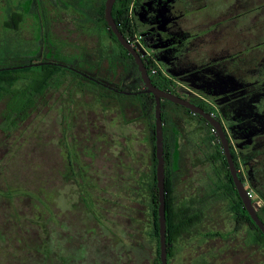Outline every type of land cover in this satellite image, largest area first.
<instances>
[{"label":"flooded vegetation","instance_id":"flooded-vegetation-1","mask_svg":"<svg viewBox=\"0 0 264 264\" xmlns=\"http://www.w3.org/2000/svg\"><path fill=\"white\" fill-rule=\"evenodd\" d=\"M141 1L135 0L131 11L137 27L134 33L141 38L143 45L151 52V55L158 59L156 52L158 54L159 52L153 48L157 41L156 37L151 34L144 35L135 19V9ZM94 2L93 0H49L47 10L53 20L44 21V32L41 36L38 35L39 29H37V34L34 33V36L30 38L27 36L25 39L26 45H29V39L33 43H39L42 38L45 43H53L55 44H52L53 47L59 46L63 47L62 49H74V45H78L75 49H79L81 55L78 56L81 57L67 56L72 59V64L61 62L56 51L52 47H47L48 55L44 56L43 60L39 59L40 53H36L30 57L24 56L26 58L23 59L25 62L20 65L0 68V70H23V72L11 74V77L13 79L17 77V80H13L9 86L13 88L21 80L25 82V88L32 85L28 91H32L29 100L32 98L35 102L32 108L37 102L35 98L43 96L52 81L62 82L59 78L62 74L72 75L73 77L75 74L88 79L93 85L90 86L94 89H96L95 86H99L113 91H117L118 88L112 83L123 81L126 77H130L131 81L139 77L142 84L137 91L145 88L140 71L137 77L129 75L126 61L123 60L128 56L122 50V44L118 41L117 36L108 26L105 16L102 21L104 24L103 29L109 34L115 52L110 51L108 44H105L106 47L99 48L98 52L97 50L94 51L89 49V46L80 44L78 38L72 37L73 34L78 37L79 32L70 29L68 23L74 22L73 16H75L76 21L79 19V15L82 17L81 20L86 18L88 10ZM188 10H194L195 13L189 14L187 13ZM54 12H57V16ZM23 17L24 15L21 13L13 12L7 27L18 29L23 22ZM174 28H176L175 31L183 34L181 41L189 48L183 64L180 65L185 70L186 75L181 80L169 73L173 79L181 82L182 87L178 90H169L166 87L163 90L184 97L209 113L212 111L211 107L216 109V114H211L224 126L238 174L244 187L248 190V196L258 210L259 216L264 221V201L251 188L240 163V155L249 158L248 161H251L249 172H251L252 182L255 184L256 174L261 170L264 171V0H182V20ZM190 29L196 30V33L193 34ZM255 33H261L260 39L255 40ZM124 35L128 38L130 34L124 33ZM176 36L171 35V39L174 41ZM210 38L214 39L217 44V48L215 45L214 51L210 52L213 57L192 60L190 54L198 50H204ZM172 40L170 41L172 42ZM233 48L237 50L232 51ZM164 53L167 54L166 51ZM168 59L170 60L169 57ZM143 61L149 73V68L144 59ZM40 63L42 64L37 66L15 68ZM47 66H60L69 72L53 74L50 79H46V73L41 69L35 72L32 71L37 67ZM135 66L138 68L137 64ZM150 77L152 81L155 78L151 75ZM46 80H49L47 86L45 85ZM28 81L29 83H27ZM36 86L46 87L44 93L40 92V89H36ZM13 91L11 93L14 95ZM96 93L97 96L93 95V99L89 103V105H92L90 111H86L89 118L88 146L86 150L88 164L85 167L83 166L86 168L85 175L87 176V199L83 201L88 206L90 220L89 264H126L127 245H139V238L144 229L151 228L152 235L159 240V235L158 238L154 235V211L156 209L158 212L159 196L158 199L153 198L155 196V194L152 195L154 189H151L153 170L155 168L156 171L158 161L154 167V160H157V158L153 146L150 147V154L147 159L145 152H142V156H140V151L134 147L137 142L136 137L134 134L128 136L125 129L127 108L122 104L123 117L115 120V113L113 110L110 111L108 106L105 108L107 113L104 110H98L101 101L98 99L97 89ZM137 95H145L144 98L140 99L149 98L153 102L151 98V95L154 98L153 94L143 93ZM110 99L113 98L109 97L106 103ZM165 100L162 102H165ZM112 107L114 108V105ZM142 107H148L145 101L142 103ZM166 107L167 105L164 107V111ZM173 107L178 109L176 106ZM32 108L29 102L24 107L26 111L33 110ZM185 114V122L192 125V130L199 129L198 119L194 118L193 114L187 112ZM228 114L231 116L230 120L225 118ZM111 123H118L119 130L117 132L111 130L115 129L111 127ZM174 127L176 126L174 125ZM231 129H234L235 134H237L236 138L242 140V143L239 141L242 145L241 153L234 150L233 139L229 133ZM151 133L150 129V139ZM214 133L217 135L216 143L220 144L223 149L217 131ZM61 156L63 157L62 151ZM147 160H149V164L145 165L144 161ZM65 161L69 164V170L61 173V178H63L61 179V187H63L64 182L73 185L78 175L81 178L85 176L81 175L82 167L80 172L73 168L77 163L69 162L66 159ZM262 173L264 175V172ZM165 174L167 196V189L171 190L174 187V175L169 169H166V160ZM155 187L158 195L156 173ZM220 188L222 187L218 186V189ZM234 189L238 196L234 195L226 198L230 202L225 206L227 208L225 214L221 210L223 206H214L212 200V197H214L212 192L216 190V185L211 189L210 194H204L207 197L199 203L193 197H184L188 201L186 206L192 209V212L187 210V222L193 225L182 232V235L176 240L172 237V228L169 231L170 235L167 229L168 264H177L178 253L181 249L182 264H244L245 257L247 264L249 258L252 261L256 223L248 211L251 221L246 219L242 209L241 211H232V209H239L240 200L243 208L246 209L235 183ZM80 190L83 193L82 184H80ZM251 191L252 194H250ZM183 202V198H178L176 205H181ZM167 203H169V200L167 202L166 198V211ZM173 203L175 204L174 201ZM58 223L60 228L65 230L62 216L58 219ZM57 244L60 248L59 264H73L72 257H62V239ZM153 260H151V264H154Z\"/></svg>","mask_w":264,"mask_h":264},{"label":"rangeland","instance_id":"rangeland-1","mask_svg":"<svg viewBox=\"0 0 264 264\" xmlns=\"http://www.w3.org/2000/svg\"><path fill=\"white\" fill-rule=\"evenodd\" d=\"M93 1L95 2L88 10V17L81 20L82 17L79 15L76 21L75 16H71L74 22L68 23L69 28L79 32L78 37H75V34L72 37L78 38L80 44L87 45L94 51L98 52L99 48L106 47L105 44H108L110 51L115 52L109 34L103 29V22L97 20V10L103 6L105 0ZM48 2L49 0H0V68L20 65L25 62L24 56L30 57L36 53H40L39 59L43 60L48 55L47 47H52L64 64H72V59L67 56L81 57L78 56L81 55L79 49H75L78 45H74V49L53 47V43L44 42L43 36L39 43H33L29 39L30 43L26 45L27 36L30 38L34 36V33L37 34V29H39L38 35L41 36L44 32V21L53 20L47 10ZM13 12L24 15L18 29L6 26ZM187 13L194 14L195 11L188 10ZM54 14L57 16V12ZM135 19L144 35L151 34L156 37L157 41L153 48L160 53L159 60L162 66L165 64L163 68L166 72L168 74L171 72V75L176 77H184L186 72L180 65L183 64L189 48L181 41L183 34L175 31L176 28L173 29L182 20V0H142L136 6ZM190 31L193 34L196 33V30L190 29ZM171 35H177L174 41ZM260 36L261 33H255V40L260 39ZM214 41L212 38L208 39L207 45H211H205L204 50L191 53L192 60L212 58L213 54L210 52L214 51L215 45L217 48ZM236 50V48L232 49V51ZM156 54L159 57L157 52ZM123 60L126 61L129 75L139 76L134 60L129 58H123ZM59 78L62 80L61 83L52 81L47 92L35 98L37 102L33 108L31 106L33 110L27 111V115L30 113L29 117L26 116V121L20 118L16 128L13 123L6 122V116L11 112L9 106L14 98L11 92L15 90L13 92L19 97L15 106H27L32 94V91H28L32 85L25 88L26 84L21 80L11 88L8 83L5 86L6 94L0 99V192L9 196V198L0 199V222L3 223V225L0 223V264H25L24 262L30 257L32 261L41 259L42 256L34 253L33 250L46 239L55 240L50 247L49 256L46 257V264H59L60 248L57 243L60 239L63 242L62 257H72L73 264H89L90 220L88 206L85 203L87 176L84 167L88 164L86 150L89 118L87 112L92 106L89 105L93 99L92 96H97L96 89L98 99L101 101L98 110H104L107 113L105 108L108 106L110 111L113 110L115 113L114 119L119 120L123 117V104L127 108L125 121L127 135L134 134L136 137L137 142L134 147L140 151V156L142 152H145L147 159L150 154L152 142L148 124L152 120V100L149 98L141 100L139 95L118 93L116 90L99 86H95L96 89H94L90 86L92 83L88 79L75 74L74 77L62 74ZM112 84L120 90L135 92L142 82L139 77L134 78L133 81L130 77H126L123 81ZM33 87L35 88L34 85ZM109 97L114 100L110 99V103H106ZM144 101L148 105L147 108L142 107ZM165 117L167 133L170 135L173 130L178 134L175 153V158L178 160L176 162L178 168H176L178 178L175 180L176 195L178 198L193 197L199 203L207 197L204 194L211 193L214 186L206 176L208 168L203 167L198 161L196 146H193L195 149L192 151L193 142L192 140L188 142L189 134L193 132L192 125L185 122L186 114L181 108L178 110L167 105ZM111 127L115 128L111 129L112 131L119 130L118 123H111ZM229 133L233 139L234 150L241 153L242 145L239 141L242 143V140L236 138L234 129L229 130ZM218 145V143L213 144V149L219 148ZM203 148L197 147V152ZM61 151L66 160L77 163L73 168L80 172L82 167L81 175H85L83 178L78 175L73 185L64 182L61 187V179H63L61 173L69 170V164L61 156ZM240 158L251 188L264 201L262 173L264 171L256 172L255 184L257 185H255L252 182V174L249 172L251 161H248L247 156L240 155ZM144 164H149V160L144 161ZM194 164L197 166L195 167ZM80 184L83 185V193L80 190ZM212 200L214 206H223L221 210L225 214L227 210L225 206L230 200L224 197L221 199L212 197ZM38 215L40 217L37 218ZM10 216L13 220L20 218L21 222H24L22 228L15 222L11 223ZM60 216L65 224V230H62L58 223ZM139 239V245H127L126 264H151V260L154 259L157 239L152 235L151 228L144 229ZM177 259V264L183 263L182 249ZM243 263L247 264L246 257ZM248 264H264V246L254 244L252 261L249 258Z\"/></svg>","mask_w":264,"mask_h":264},{"label":"trees","instance_id":"trees-1","mask_svg":"<svg viewBox=\"0 0 264 264\" xmlns=\"http://www.w3.org/2000/svg\"><path fill=\"white\" fill-rule=\"evenodd\" d=\"M134 0H117L114 8H113V15L114 18L116 20V22L118 23V26L120 27V29L125 33V34H133L136 30V22L132 16L131 13V5L132 2ZM135 4V3H134ZM134 6V5H133ZM104 8H105V3H103V6H101L98 10H97V14H98V20L99 21H103L104 19ZM9 23H6V26H8ZM112 31L110 30V33ZM122 50L125 52V54L128 56L129 59L133 60V57L131 56V54L124 49L121 46ZM160 56L158 57V60L160 59ZM160 62V60H159ZM160 64L162 65V63L160 62ZM163 67L165 68V64H163ZM36 69H41V71L46 73L45 78L46 79H50L51 76L53 74H59L62 72H65L66 70L63 67L60 66H47V67H37ZM23 72V70H9V69H2L0 70V99L1 97H3L4 94H6V87L9 84L12 83L13 80H17V77H14V79L11 77V74H17ZM49 80H46L45 85L47 86ZM153 81L155 83L156 86L160 87L161 89H168L169 87V81L168 79H166V77L161 73L158 76H156L155 78H153ZM9 86V85H8ZM36 89H40V92L45 91L46 87L44 86H36ZM37 92V91H36ZM177 93V92H175ZM145 95H139V97L144 98ZM14 98H12V103L10 104V113L7 114L6 116V122L12 124L14 128H16V125L18 124V122L22 119L23 121H26V118L29 117L30 113L27 115V111L24 109V107L26 106H15V102L16 100H18L19 97H17V93H14L13 95ZM151 98L153 99L152 102V115H151V122L149 124V127L152 131L151 133V142H152V146L153 149L155 151V100L153 98V96L151 95ZM30 105H34L35 102L34 100L31 98V100L29 101ZM166 105H173L176 106L178 109H183L185 112H187L188 114H193L194 118H197L200 124L199 129H196L195 131H193L191 134H189L188 137V142L189 140L193 142V145H191V149L193 151V149H195L193 146H196V153L199 155L198 156V161H200V163L202 164L203 167H207V177L208 180L210 182L213 183V185H216V190H214L212 193V196H214L216 199H221V197L224 198H230L233 197L234 195L238 196L237 192L234 189V183L232 181V176L231 173L229 171L228 168V164L226 162V158L225 155L223 153V149L221 148V145L219 144L218 147L213 149V144L216 143L217 141V135L216 133H214V131L212 130V125L210 123L207 122V120H205L202 116L194 114L192 111L186 109L185 107L179 106L177 104L172 103L169 100H165V102H162V106H163V123H164V139H165V160H166V169L170 170L173 175H174V187L171 190L167 189V202L169 200V203H167V211H166V216H167V226H168V234L169 231L172 228V237L175 238V240L177 238H179L182 235V232H184L185 230L189 229L193 224H189L187 221V216H188V211L190 210L192 212V209L186 206V202L187 198H183V202L181 205H176L177 200H178V196L176 195V182L175 180L178 178V168L176 166V162L178 160H176L175 158V153H176V143H177V137L178 134L172 130V133H170V135L167 133V121L165 118V111H164V107ZM212 111L211 113L216 114V109L211 107ZM27 116V117H26ZM230 115H226V119L230 120ZM21 118V119H20ZM11 129V128H10ZM9 131V130H8ZM203 146H205L203 148ZM197 147L199 148H203L201 151L197 152ZM194 155L191 157L193 159ZM155 159V158H154ZM157 160H154V167L156 164ZM206 165V166H205ZM194 166L196 167L197 164H194ZM177 168V169H176ZM155 168L153 170V176H152V185H151V189L153 188L154 190L152 191V195L155 196L153 198L158 199V195H157V191L155 190ZM154 180V181H153ZM218 186H221L222 188L218 189ZM221 189H223L222 191H220ZM175 192V195H174ZM2 198H9V196L7 194L1 193L0 192V199ZM173 201L175 202V204L173 203ZM240 202V203H239ZM239 206H238V210L236 209H232V211H242L244 212L246 219L248 221H251V218L247 212L246 209L243 208V204L241 202V200L239 201ZM198 208V207H197ZM197 212V210H195ZM264 211V209H263ZM3 214V213H1ZM39 214H41V212H39ZM154 215H155V228H154V235L158 238L159 235V224H158V212L155 209L154 211ZM40 217V215L37 216V218ZM32 223L33 220H30ZM10 222H15L19 227L22 228L24 222H21L20 218H17L15 220L12 219V217L10 216ZM2 225L3 223L0 222ZM29 228V226H26ZM254 244L256 245H261L264 246V234L263 232L255 225V229H254ZM170 235V234H169ZM55 240L53 239H46L44 241H42V243H40L38 246H36L33 250L34 253H38L42 256L41 259L38 260H34L32 261V257L28 258L29 260H26L24 263L25 264H46V257L49 256V252L51 251L50 247L52 245V243ZM170 241V239H169ZM57 245V244H56ZM32 253V255L34 254ZM5 256V255H4ZM25 260V259H24ZM154 264H161L160 262V244H159V240L157 239V247H156V257L154 258Z\"/></svg>","mask_w":264,"mask_h":264},{"label":"water","instance_id":"water-1","mask_svg":"<svg viewBox=\"0 0 264 264\" xmlns=\"http://www.w3.org/2000/svg\"><path fill=\"white\" fill-rule=\"evenodd\" d=\"M116 0H106L104 16L107 21L108 26L117 36L118 41L122 46L127 49V51L134 58L135 63L138 65L139 71L141 73L142 81L145 85V88L140 91L127 92L123 90H118L120 93L127 95H137L143 93H150L154 95L155 98V155L157 158V168H156V181L158 187V215H159V243H160V262L161 264H168V250H167V218H166V183H165V139H164V123H163V107L162 101L164 99L169 100L177 105L185 107L191 110L193 113L198 114L205 118L212 127L218 133V136L221 140L224 153L229 164L230 172L233 177V181L238 189V192L243 199L246 210L249 212L253 220L255 221L257 227L264 234V221L258 214L257 208L254 206L251 198L248 196V190L244 187L243 182L238 174L236 164L234 161V156L231 151L230 142L225 132L224 126L220 121H218L211 113L207 112L201 106L196 105L190 100L181 97L179 95L167 92L159 87H157L150 77L148 70L144 64L143 58L140 53L132 46L128 41L124 33L119 29L117 22L113 15V8ZM40 64H30L19 66L15 68H26L41 65ZM62 65V64H60ZM64 66V65H63Z\"/></svg>","mask_w":264,"mask_h":264},{"label":"built area","instance_id":"built-area-1","mask_svg":"<svg viewBox=\"0 0 264 264\" xmlns=\"http://www.w3.org/2000/svg\"><path fill=\"white\" fill-rule=\"evenodd\" d=\"M134 3L135 0L132 2L131 11L133 9ZM127 39L132 44V46L140 53L141 57L145 60L151 76L156 77L162 73L169 81V90H178L182 87L181 82L173 79L160 64L159 60L151 55V52L143 45L141 38L137 34H130ZM212 130L214 132L216 131L214 127L212 128ZM252 193L253 192L251 191L250 194Z\"/></svg>","mask_w":264,"mask_h":264},{"label":"crops","instance_id":"crops-1","mask_svg":"<svg viewBox=\"0 0 264 264\" xmlns=\"http://www.w3.org/2000/svg\"><path fill=\"white\" fill-rule=\"evenodd\" d=\"M160 54V53H159ZM171 73V72H170ZM177 78H179V79H181V80H183V78L182 77H177Z\"/></svg>","mask_w":264,"mask_h":264}]
</instances>
